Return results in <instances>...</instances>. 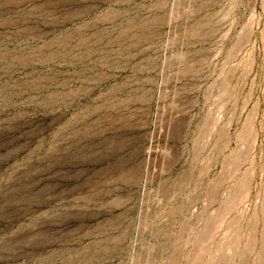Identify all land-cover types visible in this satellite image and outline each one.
Masks as SVG:
<instances>
[{"label": "rangeland", "instance_id": "374dc122", "mask_svg": "<svg viewBox=\"0 0 264 264\" xmlns=\"http://www.w3.org/2000/svg\"><path fill=\"white\" fill-rule=\"evenodd\" d=\"M0 264H264V0H0Z\"/></svg>", "mask_w": 264, "mask_h": 264}]
</instances>
